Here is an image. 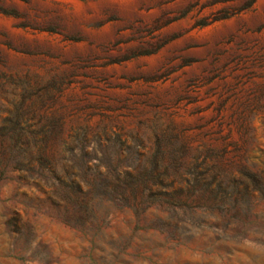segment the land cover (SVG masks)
Listing matches in <instances>:
<instances>
[{
	"label": "rangeland",
	"instance_id": "obj_1",
	"mask_svg": "<svg viewBox=\"0 0 264 264\" xmlns=\"http://www.w3.org/2000/svg\"><path fill=\"white\" fill-rule=\"evenodd\" d=\"M0 264H264V0H0Z\"/></svg>",
	"mask_w": 264,
	"mask_h": 264
},
{
	"label": "trees",
	"instance_id": "obj_2",
	"mask_svg": "<svg viewBox=\"0 0 264 264\" xmlns=\"http://www.w3.org/2000/svg\"><path fill=\"white\" fill-rule=\"evenodd\" d=\"M254 2V1H253ZM252 4V3H251Z\"/></svg>",
	"mask_w": 264,
	"mask_h": 264
}]
</instances>
